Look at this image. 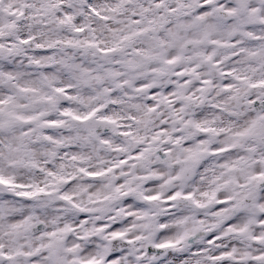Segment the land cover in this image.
<instances>
[{"label":"snow or ice","instance_id":"1","mask_svg":"<svg viewBox=\"0 0 264 264\" xmlns=\"http://www.w3.org/2000/svg\"><path fill=\"white\" fill-rule=\"evenodd\" d=\"M0 264H264V0H0Z\"/></svg>","mask_w":264,"mask_h":264}]
</instances>
